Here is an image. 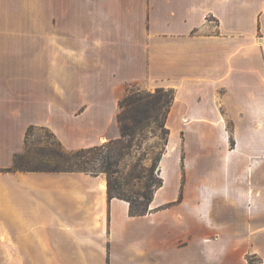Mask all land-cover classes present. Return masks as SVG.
I'll return each mask as SVG.
<instances>
[{
    "label": "crops",
    "instance_id": "0c3cea01",
    "mask_svg": "<svg viewBox=\"0 0 264 264\" xmlns=\"http://www.w3.org/2000/svg\"><path fill=\"white\" fill-rule=\"evenodd\" d=\"M137 83L173 90L170 137L219 130L193 168L236 169L189 185L191 147L168 142L131 215L101 175L13 167L29 127L68 150L117 137ZM0 264H264V0H0Z\"/></svg>",
    "mask_w": 264,
    "mask_h": 264
},
{
    "label": "rangeland",
    "instance_id": "374dc122",
    "mask_svg": "<svg viewBox=\"0 0 264 264\" xmlns=\"http://www.w3.org/2000/svg\"><path fill=\"white\" fill-rule=\"evenodd\" d=\"M129 90H137L147 93L150 99L156 100V104L160 108L158 110V122L162 121V113L167 106V101H169L170 99V89L162 87H149L145 84L137 83L133 84V86H131ZM119 111L120 108L118 109L117 114L119 113ZM117 114L115 120L119 128ZM153 117L154 115L143 125L137 127L136 133L131 138L129 147L123 149L125 154L122 156L121 161L117 166L118 173L114 174V178L117 181L118 185V187L116 188L117 192H121L129 198L135 200H142L140 197L142 193H151L154 185L157 183L159 178H161L159 172V162L157 167L154 166V163L157 161L155 159L160 155L162 156L168 142V144L171 146L173 143H179L182 145L183 137H185L188 146L191 147L190 157L188 158L187 162L191 170L190 172H188L189 179H191L192 181L189 182V185L199 186L200 183L198 182V179L200 178V176L202 174L208 173L214 174V172H212L211 170H221L217 174L223 175L224 173H228L232 169H236V167L229 166L227 163H224L222 166H215L208 161L206 162L205 160L199 158H197L195 164L196 167L193 168L192 166L193 158L196 156V152L198 151V147L196 145L208 142L214 143L220 140L221 134L218 129L213 128L212 130L204 131L203 133H201L200 130L197 132H190L187 129L186 131L188 132L183 134V136H181L180 134H174L171 137L169 135L168 137H164L161 128L158 127V122H154L152 120ZM119 136L120 130L119 135L112 139H116ZM128 139L130 138L128 137ZM164 140H167L166 145L164 143ZM104 142L100 144H103ZM70 151L71 150L65 149L55 138V136L47 129H35L32 127L27 132L25 150L18 156L17 166L23 169H75L74 167H71L69 162H66L67 153ZM170 156L172 159L171 154H169L167 159H165V163L169 167L167 174L169 178L170 176L175 175L173 170L175 166H171V159H168ZM181 161V186L178 190L177 198L174 200L176 203L181 202L184 198V189L186 183L185 177L187 176V172L183 170V155H181ZM214 163L217 164L216 162ZM98 175H101L105 179V183L107 184V175L103 172H99ZM169 182L167 184V193L171 191V189L169 188ZM220 187L216 186V189H220Z\"/></svg>",
    "mask_w": 264,
    "mask_h": 264
},
{
    "label": "trees",
    "instance_id": "16d2710c",
    "mask_svg": "<svg viewBox=\"0 0 264 264\" xmlns=\"http://www.w3.org/2000/svg\"><path fill=\"white\" fill-rule=\"evenodd\" d=\"M170 91V99L167 101V106L162 113L163 119L161 122H158V110L160 108L156 104L157 101L150 99L147 93L129 90L119 101L120 111L117 114V121L119 123L120 136L116 139H109L103 144L81 147L67 153L66 162H69L71 167L75 168L70 170L83 171L93 175H98L99 172L105 173L107 175L108 198L118 197L128 201L129 213L131 215H143L148 211L153 193L162 184V179L159 178L151 193H142L140 195L142 200H135L116 191L118 185L114 178V174L118 173L117 166L122 156L125 154L123 149L129 147L131 138L136 133L137 127L143 125L153 115L154 117L152 120L158 122V127L161 128L163 136L168 137L169 129L165 127V120L174 97L173 90L170 89ZM30 128L32 127H29L27 132ZM128 137L130 139H128ZM167 140H164L165 145ZM160 158L161 155L155 159L157 161L154 163V166H158ZM17 159L18 156L15 158L14 168L18 167Z\"/></svg>",
    "mask_w": 264,
    "mask_h": 264
},
{
    "label": "bare ground",
    "instance_id": "6f19581e",
    "mask_svg": "<svg viewBox=\"0 0 264 264\" xmlns=\"http://www.w3.org/2000/svg\"><path fill=\"white\" fill-rule=\"evenodd\" d=\"M104 185H106V184L104 183Z\"/></svg>",
    "mask_w": 264,
    "mask_h": 264
}]
</instances>
